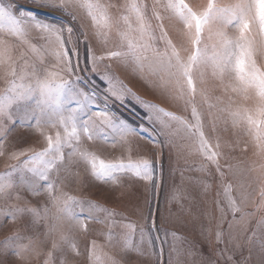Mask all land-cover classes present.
Here are the masks:
<instances>
[{
	"label": "snow or ice",
	"instance_id": "1",
	"mask_svg": "<svg viewBox=\"0 0 264 264\" xmlns=\"http://www.w3.org/2000/svg\"><path fill=\"white\" fill-rule=\"evenodd\" d=\"M27 2L34 7L29 9L26 5L17 4L15 0L7 3L0 0V79L5 83L0 89V128L3 129L0 131V155L3 154L9 130L2 122H17L13 118L14 107L17 111L24 109L26 119L19 122L34 127L46 141V146L40 150L29 148L8 153V159L14 163L7 164L5 171L0 173V220H10L13 224L22 222L23 231H14L0 242V251L15 254L23 264H28L33 255L39 257L40 245L44 241L35 233V229L41 221L45 222V238L60 231L61 240L66 241L67 237L62 231L65 217L79 227H85L84 221L73 211L74 203H88L89 218H92L93 210L103 211L108 217L117 215L114 210L103 209L93 202L79 201L61 191L60 183L67 178L61 172L68 171L65 164L66 148L71 149L67 153L69 163L73 156L79 157L89 166L91 175L96 179L118 184L116 173L129 170L136 177L154 181L155 167L150 159L129 160L127 163L105 161L80 147L82 137L89 141L100 138L108 141L110 138L115 140L116 136L123 139L129 133L136 132V129L128 127L124 121L110 115L106 104L104 109L88 114L93 107L99 108L92 76H98L110 85L106 91L119 98L111 87L112 81L116 79L110 71L111 65H104L103 70L100 67L105 60L118 59L124 63L132 61L141 70L147 66L153 75L159 77L158 87L173 99L183 101L186 111L188 107L191 108L189 121L158 105L144 102L148 110L146 119L154 125L158 124L160 133L169 138L185 131L193 139L195 150L208 162L202 164L200 170L207 172L210 166H215L216 173L224 184L226 174L219 162V141L215 145L211 143L204 131L202 115L194 104L197 74L201 83L205 82L206 76L219 81L220 87L230 95L228 103L218 111L227 113L233 127L244 129L252 138L256 155L264 161V0H227L225 3L207 0L206 5L200 7L194 6L189 0H151L150 5L147 0H126L120 6L123 10L118 9L119 14L115 16L109 9L118 6L101 0ZM72 8H79L86 13L95 29L93 35L103 46L98 55L88 43L90 37L87 31L82 33L83 40L77 37V45H85L83 67L80 64L78 46L72 47L71 56L69 54L68 45L72 43L74 28L57 26L39 18L42 12L52 15L54 11H59L75 21L77 17L71 11ZM176 24L180 27L176 28ZM113 28L119 37L116 50L107 47L109 33ZM170 28L177 33L175 40L170 36ZM229 28L235 29L234 35L228 34ZM33 31L37 34L35 37L31 36ZM65 32L68 33L67 39ZM12 37L27 45L34 53L41 49L48 52L55 63L39 67L30 63L23 52L14 58L12 53L15 45L10 39ZM33 39L37 43H32ZM161 44L163 47H158ZM73 56L76 57L75 63ZM117 82L119 83L118 80ZM121 87L124 86L121 84ZM200 94L209 108L217 107L209 103L207 89H201ZM234 97H239V100ZM219 100L217 97V101ZM219 119H213V131ZM173 124L176 125L175 128ZM45 126L63 129V132L57 130L53 136L45 131ZM105 128L111 130V137ZM141 130L147 131L143 126ZM224 167L230 171L233 166L225 164ZM253 170L257 172L255 181L260 185L259 207L264 208V163ZM14 174H18V180L13 179ZM203 187L207 189L208 185L203 184ZM224 191L235 221V214L241 212V208L237 199L231 195V183L224 185ZM42 194L47 196L43 206L31 204L29 196L39 197ZM248 195L246 191H241L240 203L246 201ZM52 208L56 211L50 215ZM250 215L242 213L236 223L244 227ZM68 227L70 229L72 225ZM111 227L110 224L108 241L114 247V241L118 242V237L112 233ZM124 227L135 231L133 224H126ZM231 228L230 223L229 231ZM252 231L254 238L255 230ZM223 237L222 231L216 233L217 244L224 242ZM141 239L143 240V229ZM131 244L129 235L125 238L121 251L131 250ZM70 247L76 255H81L75 244ZM97 247L95 240L86 247L87 264H101ZM57 248L58 244L54 240L52 249ZM226 251L227 246L220 255L225 258V264H230L233 256H225ZM260 252L258 264H264V236L260 239ZM195 254L194 246L189 247L187 255L194 257ZM0 264H6V261L0 259ZM44 264H54L52 251L47 253ZM59 264L68 262L62 258ZM107 264H121V261L109 256Z\"/></svg>",
	"mask_w": 264,
	"mask_h": 264
},
{
	"label": "rangeland",
	"instance_id": "2",
	"mask_svg": "<svg viewBox=\"0 0 264 264\" xmlns=\"http://www.w3.org/2000/svg\"><path fill=\"white\" fill-rule=\"evenodd\" d=\"M7 3L9 0H3ZM17 4L26 5L31 9L34 7L27 0H15ZM106 4H115L118 8L109 9L113 16L118 15L123 9L120 6L126 0H101ZM149 5L151 0H147ZM194 6L206 5L207 0H189ZM225 3L227 0H218ZM71 11L77 17L75 21L71 16H66L63 12L54 11L52 15L40 14V19L57 26H72L74 32L71 36L72 43L68 45L71 56V48L79 47L80 64L83 67L85 45H77V37L83 40V32L89 34L88 43L93 46L97 54H101L102 45L97 42L93 33L90 18L79 8H72ZM167 23V21H166ZM172 23H175L174 21ZM84 27H81V26ZM180 25L176 24V28ZM229 35L235 34V29H227ZM170 36L175 40L177 33L174 29H169ZM37 34L31 33L32 37ZM65 38L68 33L65 32ZM206 35V34H205ZM15 45L12 55L14 58L25 53L30 63H35L39 67H47L54 64V58L46 51L40 50L32 52L27 45L21 44L14 37L10 38ZM37 43L35 39L31 41ZM42 43V42H40ZM119 44V37L115 28L109 33L107 47L116 50ZM39 47V44H37ZM163 47V45H158ZM75 63L76 57H72ZM43 61V63H41ZM146 63V62H145ZM110 64V71L114 74L112 90L118 95L112 96L106 91L110 85L100 80L98 76H92L97 92L96 104L99 108L93 107L88 113L99 111L107 105V112L118 120L136 129V132L129 133L127 137H115V140L104 141L102 138L89 141L82 137L81 148H86L89 152L95 153L100 159L105 161H137L147 158L153 161L155 172L154 181H146L136 177L132 171L125 170L116 173L118 184L112 181H102L91 175L89 166L77 156L68 161L67 153L71 149H65V164L68 171L61 172L66 176L60 183L61 191L77 198L79 201L93 202L103 209L114 210L117 215L108 217L107 213L99 210L91 212L89 218V204H73V211L84 221L85 227L81 228L74 221H69L65 217L62 224V231L67 237L66 241L61 240V232L57 231L44 237V221L35 229L40 239L44 241L40 245L41 255L32 256L28 264H44V260L49 251L53 252L54 264H59L63 258L68 264H87L86 247L91 241L97 244V254L101 256V264H107L108 257H115L121 264H225V258L220 255L222 250L227 251L225 256L232 255L233 261L230 264H258L261 259L260 239L264 236V208L259 207L261 197L259 196L260 185L255 181L257 172L253 169L260 163H264L256 155V149L252 138L243 128H235L232 125L227 113L218 111L228 103L230 93L225 92L219 85V81L206 76L205 82L201 83L197 74V93L194 104L201 113L204 123V131L211 143L215 145L219 141L221 153L220 165L225 171L226 180L221 183L215 166H210L208 171H201L200 166L208 162L195 150V144L185 131H181L174 137H167L160 133L159 125H154L146 119L148 110L144 102L158 105L166 111L184 116L191 121V108L185 110L183 101L173 99L163 89L158 87L159 77L153 75L147 66L141 70L135 63L129 61L124 63L121 60H105L100 65L103 70L104 65ZM119 81V83L117 82ZM121 84L124 87H121ZM5 83L0 79V89ZM83 87V85H81ZM201 89H207L209 103L217 105L209 108L208 103L200 94ZM130 90V91H129ZM105 97L107 99L105 100ZM217 97L220 98L217 101ZM239 100V97H234ZM13 118L16 123L3 121V126L9 130L7 139L4 141L3 154L0 155V173L6 169V165L14 163L8 159V153L23 151L25 149L40 150L46 146L44 138L26 123H20L24 116V109L19 111L12 109ZM210 113L212 114L210 116ZM220 119L215 124L213 131V119ZM167 120L168 118L165 117ZM34 123V121L32 122ZM99 123V121H97ZM143 129L147 131H142ZM176 125L173 124V128ZM3 129L0 128V131ZM63 129H53L45 126L48 134L55 135V132ZM111 137V130L105 128ZM225 164L232 165L229 171ZM14 180H18V174H14ZM231 183L233 198L237 199L241 212L235 214L228 207L227 196L224 185ZM203 184H207L205 189ZM246 191L249 195L246 201L240 203L239 193ZM173 196L176 198L173 199ZM31 204L43 206L47 201L46 195L39 197L29 196ZM2 203V202H0ZM81 209L83 211L81 212ZM56 210L51 209V213ZM242 213H250L247 224L241 227L239 221ZM30 219V218H29ZM232 224L229 231V224ZM72 227L69 229V225ZM111 231L118 237L115 246H110L108 241L109 225ZM135 225V231H130L124 225ZM245 228L248 230L245 231ZM141 229H143V240L141 239ZM159 229V231H157ZM255 237L253 238V231ZM23 231L22 222L15 224L10 220H0V242L10 236L14 231ZM224 233L223 243L217 244L216 233ZM167 233V235H166ZM131 236V250L123 252L125 238ZM182 238V239H180ZM56 241L58 248L53 250L52 243ZM26 243L27 241H23ZM75 244L81 255H76L70 245ZM239 245V247H237ZM194 246L195 256H188L189 247ZM0 259L6 264H23L15 254L0 251Z\"/></svg>",
	"mask_w": 264,
	"mask_h": 264
}]
</instances>
